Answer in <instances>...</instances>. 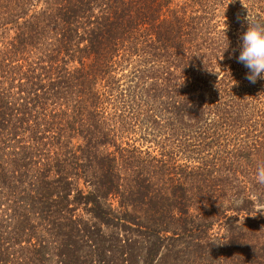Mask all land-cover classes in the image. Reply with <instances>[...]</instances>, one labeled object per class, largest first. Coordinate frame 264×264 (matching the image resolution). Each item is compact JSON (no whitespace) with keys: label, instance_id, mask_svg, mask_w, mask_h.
I'll return each mask as SVG.
<instances>
[{"label":"trees","instance_id":"trees-1","mask_svg":"<svg viewBox=\"0 0 264 264\" xmlns=\"http://www.w3.org/2000/svg\"><path fill=\"white\" fill-rule=\"evenodd\" d=\"M253 16L264 0H0V264H264Z\"/></svg>","mask_w":264,"mask_h":264},{"label":"clouds","instance_id":"clouds-1","mask_svg":"<svg viewBox=\"0 0 264 264\" xmlns=\"http://www.w3.org/2000/svg\"><path fill=\"white\" fill-rule=\"evenodd\" d=\"M246 20L247 28L240 36L236 59L249 70L246 78L255 83L258 78L264 79V22L255 16L246 17ZM227 47L228 44L225 49ZM255 178L257 183L264 184V163L257 166ZM256 211L264 213V208H257Z\"/></svg>","mask_w":264,"mask_h":264}]
</instances>
